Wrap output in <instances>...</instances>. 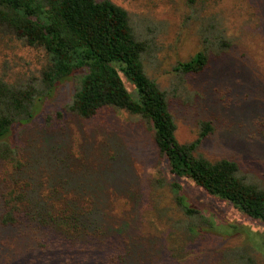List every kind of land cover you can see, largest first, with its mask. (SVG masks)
<instances>
[{"label":"trees","instance_id":"1","mask_svg":"<svg viewBox=\"0 0 264 264\" xmlns=\"http://www.w3.org/2000/svg\"><path fill=\"white\" fill-rule=\"evenodd\" d=\"M185 1L191 17L198 19L210 2ZM207 21L200 23V49L173 67L179 78L203 73L210 53L219 55L230 48L224 31L217 27L219 20L211 16ZM5 38L20 46L12 50L20 48L27 56L28 51L34 52L38 64L28 74V70L13 71L4 59L0 73V165L13 169L16 182L0 186V228L13 237L0 234V264H54L59 259L62 264H82L77 254L94 256L97 264H139L144 259L141 245L133 238L122 250L111 243L103 249L85 245L86 249L78 250L79 244L121 229L115 230L106 216L103 179L91 177L89 171L57 154L56 148L42 145L36 156L29 149L32 144L14 143L18 132L36 116L39 102L50 99L56 87L70 78L73 88L61 112L89 120L112 109L136 119L150 133L159 157L166 159L169 174L264 226V186L245 176L235 161H212L198 154L200 143L213 131L209 122L199 124L193 142L177 141L168 92L145 69L152 48L148 36L133 27L124 8L111 0H0V39ZM61 112L56 113L58 118ZM52 120V115L44 116L47 125ZM111 171L112 166L104 174L112 180L115 172ZM149 187L152 201L157 198L155 191L165 190L176 212L158 213L165 216L167 228L160 264H183L204 235L202 229L212 228V223L188 203L178 182L162 178ZM11 239L28 254L6 249ZM234 250L222 255L221 264H255L250 245Z\"/></svg>","mask_w":264,"mask_h":264},{"label":"rangeland","instance_id":"2","mask_svg":"<svg viewBox=\"0 0 264 264\" xmlns=\"http://www.w3.org/2000/svg\"><path fill=\"white\" fill-rule=\"evenodd\" d=\"M111 1L129 13L134 28L146 31L152 48L145 58V69L168 92L177 141L193 142L199 124L209 122L213 131L200 143L198 154L212 161L223 158L235 161L245 176L264 186V0H210L205 13L198 14L200 21L191 17L185 0ZM211 16L217 23L219 20L217 27L224 31L229 50L219 55L210 53L203 73L179 78L173 67L200 49V23L208 24ZM11 47L20 46L7 38L0 39V73L4 59L13 71L28 70L30 74L36 69L34 52L28 51L27 56L19 52L20 48ZM13 71L9 69L8 73L12 75ZM72 83L71 78L61 83L50 99L39 102L36 116L18 132L14 143L17 140L19 145L32 144L28 148L36 156L41 154L42 145L56 148L57 154L89 171L91 177L103 179L101 200L106 216L115 230L121 229L79 244L78 250L86 249L85 245L103 249L108 243L122 250L133 238L145 254L139 264H160L167 228L165 216L158 217V213L165 209L168 216L176 213L165 190L155 191L157 198L152 201L149 185L163 178L178 182L188 203L212 223V228L202 229L204 235L191 247L183 264H221L223 254L245 244L253 248L255 264H264V226L169 174L166 159L159 157L150 133L139 121L112 109H105L89 120L61 112ZM57 112L62 113L61 118L56 116ZM46 114L52 115L51 125L44 121ZM45 135L53 138L47 139ZM115 159L119 162L112 165ZM111 166V172H115L112 180L104 174ZM12 170L0 165L1 187L16 185ZM8 233L0 228V234ZM20 244L11 239L6 249L12 248L20 256L28 254L23 253ZM78 250H74L76 254ZM77 259L82 264L98 263L90 255L82 258L77 254ZM53 263L62 264L60 259Z\"/></svg>","mask_w":264,"mask_h":264}]
</instances>
